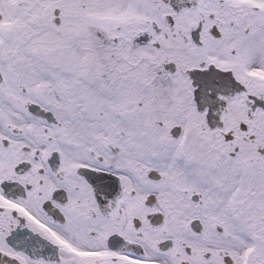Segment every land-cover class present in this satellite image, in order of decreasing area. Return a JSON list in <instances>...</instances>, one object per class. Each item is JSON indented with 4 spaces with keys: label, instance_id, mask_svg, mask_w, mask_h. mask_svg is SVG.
<instances>
[{
    "label": "snow or ice",
    "instance_id": "1",
    "mask_svg": "<svg viewBox=\"0 0 264 264\" xmlns=\"http://www.w3.org/2000/svg\"><path fill=\"white\" fill-rule=\"evenodd\" d=\"M0 264H264V0H0Z\"/></svg>",
    "mask_w": 264,
    "mask_h": 264
}]
</instances>
